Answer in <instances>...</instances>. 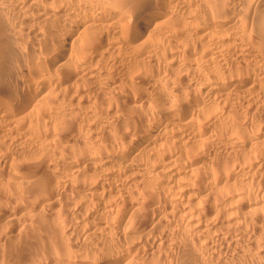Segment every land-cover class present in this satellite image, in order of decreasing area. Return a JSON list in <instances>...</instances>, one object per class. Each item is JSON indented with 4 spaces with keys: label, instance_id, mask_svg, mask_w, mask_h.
<instances>
[{
    "label": "bare ground",
    "instance_id": "1",
    "mask_svg": "<svg viewBox=\"0 0 264 264\" xmlns=\"http://www.w3.org/2000/svg\"><path fill=\"white\" fill-rule=\"evenodd\" d=\"M16 47L21 55L12 70L7 64ZM113 55L127 59L121 71L131 78L108 98L118 76L104 63ZM160 64L170 75H157ZM5 74L15 78L13 85L2 81ZM140 89L147 93L135 116L118 120L112 132L108 126L100 143L83 146L87 98L93 96L100 111ZM235 103L247 104L251 115L264 111V0H0V147L19 132L22 152L37 143L53 149L58 163L50 162L57 175L40 184L33 177L41 167L0 174V189L10 188L16 206L0 207V229L32 199L56 208L75 194L106 218L96 221L102 248L92 261L78 255L81 260L69 264H135L146 246L147 256L167 246V236L160 237L165 227L235 240V231L215 234L221 224L208 218L227 200L250 195L237 177L264 179L263 123L232 120ZM12 159L4 155L2 167ZM127 226L138 228L144 241L128 242ZM20 259L13 264L30 262Z\"/></svg>",
    "mask_w": 264,
    "mask_h": 264
},
{
    "label": "rangeland",
    "instance_id": "2",
    "mask_svg": "<svg viewBox=\"0 0 264 264\" xmlns=\"http://www.w3.org/2000/svg\"><path fill=\"white\" fill-rule=\"evenodd\" d=\"M51 1L52 0H46V3H51ZM253 1L255 0H245V2L247 3L253 2ZM56 5L60 6V2L56 1ZM20 55H21V52L16 47L13 51V54L10 55V58L7 64V67L9 69L13 70L17 68V58ZM123 58H124L123 56L113 55L110 58H108L104 63V66L109 70V72L112 73V75L118 76V80L116 81L114 80L113 82L115 84L113 83L112 85V87L116 90L114 89L109 90L108 94H110V92L112 94H110L109 95L110 97L108 98H111V95L112 96L113 94L115 95L118 91L119 92L123 91L122 89L126 87L124 86V84L127 81L130 82L129 80L131 76L129 75V73H126L125 71H121L123 68L127 67L128 65L127 59L125 58L123 59ZM156 70L159 72L157 73V75H161L165 77L167 75H170L171 73L170 72L171 69L167 68V66H164L163 64L156 66ZM10 78L12 77L6 76V74L2 75V81L4 80L6 81L7 84L13 85L15 83V78L14 77L12 79ZM83 89H85L86 91L89 89V86L87 85ZM141 90L142 89L139 90L138 92L139 94L137 93L134 94L136 96L134 95L131 96L132 100L128 99L124 102L123 101L119 102L118 104L117 103L114 104L113 102L111 104L113 106L111 109L109 108V106L104 107L105 109L101 108L102 112H101V109L100 111L98 110L99 108L98 109L96 107L93 108L94 106V105L92 106L94 102L93 96H91L89 99L87 98V101L88 102L90 101L89 104L91 106L88 104L89 106L86 105L87 108L85 107V109L89 110V112L87 110L88 113L86 114H87V118L88 117L90 118L89 119L86 118L85 125L81 127L82 128L81 136L83 135L82 142L84 143L79 142L78 146L82 147L81 146L82 144L83 146H88L90 144L95 143L96 140H97V143H100L102 141V137L105 135L104 132H106L108 129V126L110 128L108 131L112 132L113 127L119 121H121V119L124 120V118L127 119L129 116H132V114L133 115L136 114V110H139L141 107V105L139 104L141 103V101L143 100V98L145 97L147 93L145 89L143 90V92ZM85 91L83 92L85 93ZM103 91H102L103 93L101 92V95L102 94L106 95L108 92L107 89L106 90L104 89ZM89 93H90L89 91L88 92L86 91V95ZM99 93L100 92L98 90L97 94ZM91 108H93V110ZM117 108L119 109L117 110ZM230 108L232 109L230 118L232 119L233 117L232 120H235V122L236 120H240L239 122L241 124L245 125V123H247L248 125H250L251 121H254L255 123L256 121H260L261 124L263 123L262 125L264 127V111H258L255 114L251 115L249 113L250 111L248 110L250 109L249 106L247 104H241V103H235ZM220 109L221 108H219L215 112L213 111L212 112L214 113L213 115L219 114L221 112ZM97 110L99 111V113L97 112ZM86 114L83 113V115H86ZM93 114H95V116ZM74 116H72L74 119L73 121L74 123H76L77 125L82 123V122H78V120H76ZM66 117L68 118L69 116H66ZM260 132L263 133L264 131L262 130ZM20 136L21 135L19 132L16 133L14 139L9 144H5L2 147H0V172H2L0 174L8 175V172H9L10 174H16L17 176H20L21 175L20 172L22 171V169L30 168V170H33V169H37L41 167L39 171L40 173L37 176L33 177V178H38V181H39L38 184H40V182H44V181H47L48 179L54 178L57 175V170L53 167V164L57 166L56 164L58 163L56 162V159L54 163L53 162L54 158L51 156L54 155L55 151L53 149L51 150V149L41 148L40 144L35 143L37 146H34V147L28 146L26 147V149H24V152H22L23 150H20V147H19L20 144H18V141H17ZM208 149H210V147ZM48 151L50 152V155L47 153ZM6 154L12 156L13 159L10 162H8L4 168L2 167L1 160L3 156ZM46 154H47V157H46ZM204 154L205 153H203L202 156ZM33 155H36L35 159H32V161H29V157ZM38 158L42 160L39 161ZM50 162L51 163L53 162V164H51ZM43 164L45 165L43 166ZM19 168H21V170H19ZM23 173L24 172H22L23 177L26 176ZM250 176L251 175L249 176L246 175L245 177L244 175L243 176L244 178H242V176L241 177L239 176L236 178L237 182L235 181L236 184H239L243 187L244 191L250 190V195L247 196L245 194V195H242L241 197L232 198L230 200H227L226 201L227 206L221 208L223 212L220 209L219 210L220 212L218 213V215H216V217L208 218L209 220L208 223H212V221L217 220L221 224L215 228L216 230L214 229L215 234H225L226 232L235 231L236 233L239 234L235 240H230V239L225 240L224 239L220 241V240H216L215 237L210 238L208 236V238H206L205 236L199 237L197 235L190 234L187 232V230H184L183 227H165L164 229L161 230L160 237L166 238L167 236V239H168L167 246L161 245V247L155 250L152 253V255H148V256L146 255V253L148 252L147 249L150 246L148 248L146 246L144 249L143 257L139 258L137 262H135V264H143V263L144 264H147V263L156 264L158 262L160 264H264V179H262L261 182L251 183V181H249ZM9 189L10 188H7V187H3L2 189H0V197H1L0 202H2V205L0 207L4 206L2 208L9 209L8 211H10L11 208L12 210H14L13 208L16 207L13 205L14 203L12 200L14 199L12 197L14 193L11 194L12 191ZM16 192L20 196L23 194L24 190L20 188V189H17ZM74 195L70 196L67 199L69 200L67 201L68 204L66 201H64L62 205L59 204L56 208H52L50 206L49 208L48 205L46 204L47 202L44 201L45 202L44 203L43 199L39 200L38 203L35 202V199H32L26 205L23 204L24 209L23 211H19V213L14 218L15 221L14 220L13 221H3L7 223L2 224V227L0 229V242H1L0 243L1 245L0 264H10V263L13 264L14 260H17L16 262L18 263V260L20 259V258L18 259L19 257L18 255H21L23 259L25 257L24 260L30 261L31 264H43V263L44 264H51V263L52 264H69L71 262H76V261L79 262V259L81 260V258H77L79 257L78 255H80V257H83L82 260H86L89 262L92 261V257L94 256V254H96V252L102 248V241H100L101 235L99 236L97 234L99 231L98 224H100L102 221H105L106 216L104 215L100 216L99 213L96 215L95 214L96 209H93L95 207H92V202L89 204L90 200L87 201L86 199L76 198L74 197ZM6 196L8 199L6 198ZM242 197L244 199H242ZM127 199L128 198H126V200ZM4 200L5 202H3ZM115 201L116 202L119 201L118 206L120 207L123 206V203H124L123 201H120L119 199ZM9 202L11 203V205ZM249 206L253 207L252 210H248ZM94 217H95V220H94ZM235 220H239L240 223L238 225L235 224L234 223ZM96 221L97 223L98 222L99 223L97 224ZM73 224L74 225L76 224L78 227L75 229V231L72 229H69V228H72ZM91 225L92 226L94 225L95 227L94 226L92 227ZM97 227H98V230L96 229ZM135 228H136L135 226L134 227L127 226L125 228V230H127L126 234L128 236L127 241L128 242L135 241L136 243L140 244L141 242L144 241L141 239L143 235H141L142 233H138L136 231L138 230V228L136 229ZM128 229H131V230H128ZM12 232H13L12 237H11L12 239L7 238L8 234ZM87 232L89 234H87ZM99 233L101 234V230L99 231ZM14 234L15 236H13ZM143 237H145V235ZM3 241L4 243H2ZM21 244L24 245V247L22 245L24 249L21 248L20 246ZM58 245H59V248L60 247H63V248L59 249ZM16 246L18 247V249H16ZM22 250H24L23 253L25 254H21ZM56 250H57V253H56ZM44 251L47 254L44 253ZM40 252H42V257H41ZM16 255H17V259L15 257ZM65 255L67 258L65 257ZM9 258L11 259L13 258L14 260H11ZM68 258L69 259L72 258L73 260H68ZM155 258L157 259L156 261H158L156 263L154 262ZM24 260H22V262ZM30 262L28 263L25 262V263L29 264ZM14 264L16 263L14 262Z\"/></svg>",
    "mask_w": 264,
    "mask_h": 264
}]
</instances>
